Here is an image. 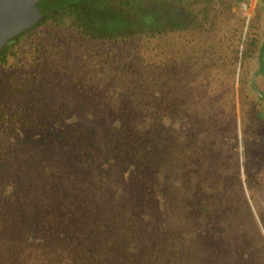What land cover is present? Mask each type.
<instances>
[{
  "label": "trees",
  "instance_id": "trees-1",
  "mask_svg": "<svg viewBox=\"0 0 264 264\" xmlns=\"http://www.w3.org/2000/svg\"><path fill=\"white\" fill-rule=\"evenodd\" d=\"M135 1L59 0L44 20L10 39L0 68L26 61L44 67L56 59L66 65V49L77 47L95 61L94 81L118 96L115 112L91 110L89 123L73 121L75 138L67 136L75 142L68 154L88 171L82 188L94 199L92 214L98 207L127 228L124 234L134 233L125 241L134 257L121 247L115 252L134 264H264V93L243 99L246 67L257 52L264 56L259 27L248 23L244 33L240 16L229 26L237 16L234 0H186L185 12L170 22H148L150 7ZM31 95L9 117L2 113L6 132L63 136L60 118L69 112L53 122L39 94ZM239 124L246 137L247 125L255 135L253 166L245 168L248 197L240 181Z\"/></svg>",
  "mask_w": 264,
  "mask_h": 264
},
{
  "label": "rangeland",
  "instance_id": "rangeland-1",
  "mask_svg": "<svg viewBox=\"0 0 264 264\" xmlns=\"http://www.w3.org/2000/svg\"><path fill=\"white\" fill-rule=\"evenodd\" d=\"M237 9V16L228 21L229 26L239 23V16L246 24L258 25L262 44V15V19H258L254 9L244 10L242 5ZM247 27L244 26V33ZM64 60L66 65L56 59L53 64L44 67H34L26 61L25 66L0 68V117L3 112L9 117L20 104L27 103L32 97V90L39 94L49 110L48 114L53 115L50 118L53 122L59 114L65 113L64 110L69 112L60 118L66 125L60 127V130H65L63 136H60V131L51 135L39 131L13 136L6 132L0 121V264H134L115 252L117 247H121V251L134 257V252H129V244L125 243L134 233L124 234L127 228H117V224L111 223L107 214L98 207L92 214L88 205L94 204V199L88 187L82 188V182L89 176L88 171L83 169L82 163L77 164L75 154H68L75 153V142L68 144L67 136L69 139L74 136L69 126L74 122L88 124L93 112L99 115L115 112L120 106L119 98L104 84L94 81L96 63L85 51L68 47ZM260 60H264V56L255 55L246 67L249 81L255 77V83L248 81L244 85L245 101L247 98L253 101L257 90L264 93V69L259 70L262 65ZM11 86H21V89ZM236 87L240 85L236 84ZM240 117L238 102L237 120ZM238 127L239 135L245 138L238 146L240 181L248 197L250 190L246 177L249 172L246 173L245 168L249 169L248 164L253 166L252 140L255 135L249 125L247 137L245 132L242 134L240 124ZM81 134L85 135V132ZM85 137L92 139L94 134L87 133ZM226 146L227 155L229 147ZM260 193L262 190L256 189L259 198ZM101 198L103 205L106 204L108 196ZM108 226L113 231V247L109 246L112 243L108 244L110 235L105 229ZM116 234L119 237H115ZM109 248H113L111 253Z\"/></svg>",
  "mask_w": 264,
  "mask_h": 264
},
{
  "label": "water",
  "instance_id": "water-1",
  "mask_svg": "<svg viewBox=\"0 0 264 264\" xmlns=\"http://www.w3.org/2000/svg\"><path fill=\"white\" fill-rule=\"evenodd\" d=\"M59 0H0V54L11 38L44 20Z\"/></svg>",
  "mask_w": 264,
  "mask_h": 264
},
{
  "label": "flooded vegetation",
  "instance_id": "flooded-vegetation-1",
  "mask_svg": "<svg viewBox=\"0 0 264 264\" xmlns=\"http://www.w3.org/2000/svg\"><path fill=\"white\" fill-rule=\"evenodd\" d=\"M113 1L118 3L117 6H123L124 3H129V2L134 6V0H113ZM216 1L218 2V0ZM135 2L140 7L139 0H136ZM145 2L147 3V6L150 7V10L148 9L146 11L148 12L147 14L150 15V16L149 15L147 16L148 22L150 21L152 22L153 21H156V22L157 21H164V22L173 21L179 18L180 15H182V13L185 12L184 7H186V0H180L179 5H176L175 1L173 0H145ZM243 3L246 4V9L244 10H247L248 8L250 10L254 9L255 17H258V19H262L263 17V20H264V0H255L254 4L253 2H251V0H234L233 2L234 5H232L231 9L234 10L236 6L239 7L240 5H242V8H244ZM54 5L55 4L52 3L50 12L54 11ZM132 11H134V7ZM261 43L263 44L264 42H261ZM259 54L260 53L257 52L256 57L257 56L260 57Z\"/></svg>",
  "mask_w": 264,
  "mask_h": 264
},
{
  "label": "crops",
  "instance_id": "crops-1",
  "mask_svg": "<svg viewBox=\"0 0 264 264\" xmlns=\"http://www.w3.org/2000/svg\"><path fill=\"white\" fill-rule=\"evenodd\" d=\"M251 2H255V0H251ZM243 4H245V3H243ZM241 6V5H240ZM252 6H253V4H252ZM244 9V8H243ZM236 10V11H235ZM238 11V9H237V6L234 8V10H233V12H237ZM249 22H247V24H248ZM247 24H246V21H245V25L247 26Z\"/></svg>",
  "mask_w": 264,
  "mask_h": 264
},
{
  "label": "built area",
  "instance_id": "built-area-1",
  "mask_svg": "<svg viewBox=\"0 0 264 264\" xmlns=\"http://www.w3.org/2000/svg\"><path fill=\"white\" fill-rule=\"evenodd\" d=\"M243 6H244V9H246V4H243Z\"/></svg>",
  "mask_w": 264,
  "mask_h": 264
}]
</instances>
